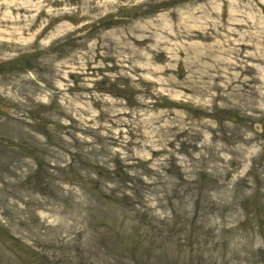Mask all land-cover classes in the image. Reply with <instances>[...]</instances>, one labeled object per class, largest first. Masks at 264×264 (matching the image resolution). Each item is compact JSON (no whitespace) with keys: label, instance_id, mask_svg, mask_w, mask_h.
Returning a JSON list of instances; mask_svg holds the SVG:
<instances>
[{"label":"rangeland","instance_id":"obj_1","mask_svg":"<svg viewBox=\"0 0 264 264\" xmlns=\"http://www.w3.org/2000/svg\"><path fill=\"white\" fill-rule=\"evenodd\" d=\"M6 1L0 264H264V0Z\"/></svg>","mask_w":264,"mask_h":264},{"label":"bare ground","instance_id":"obj_2","mask_svg":"<svg viewBox=\"0 0 264 264\" xmlns=\"http://www.w3.org/2000/svg\"><path fill=\"white\" fill-rule=\"evenodd\" d=\"M48 1L50 2L51 0H48ZM12 3H14V2L12 1ZM6 6H10L11 8L14 7L17 10H20L21 8H24V7L28 8V7H31L32 5L28 1H24L23 6L19 5L18 3H14V4L10 5V2H8L6 0H5V2H0V8L6 7ZM236 12L237 11L235 10V6L231 4L230 7H229V15H230L229 16V22H232L234 20H239L238 18H234V15L236 14ZM9 17H10L9 14H5L4 13L3 17L0 18V25L3 26L4 23L9 21L7 19ZM247 17H248L249 20L256 21L257 23H264V21H262L258 17V15L256 13H254L253 11L247 12ZM24 31H25V28H24ZM234 32H236V34L239 36V38L241 40H246V38H245L246 32H244V31L239 32L238 30H236L234 28H230L229 29V33H234ZM11 33L16 34L17 33V29H13V31ZM263 33H264V28L262 30H260V31H256L254 33V35H255V37H258L259 40L257 39V41L253 42L252 45L249 43V45H246V47H250V46H256L257 47L258 46V48L261 49L259 47V44L261 43L260 37L263 35ZM2 34H7V32H5L4 29H0V35H2ZM197 36L200 38V40H202V42L210 41V39L213 37L212 33H209V32H203L202 34H199ZM20 37H22V36H20ZM20 37H18V38H20ZM0 40H3L2 37H0ZM229 43H231V37L230 36H229ZM207 44H209V45H208L207 48H205L204 51H202L200 54L197 53V59L201 60L203 62V64H204V66H208L209 67V66H212L214 64V66H213L214 68L213 69L216 72V74L212 75V80L213 81H211V82L214 85H218L219 86V84L216 82L217 79H224V82H225L226 81L225 79H229V73H230L229 71L231 69H233V68L236 69L238 67V64H237L236 61H234L231 58H229V60H226V57L221 56V54L224 53L223 49H220V47L219 48L215 47L216 44H214L213 42H208ZM237 51L241 52V48L237 49ZM218 52H220V53H218ZM230 52L231 51H230V48H229V53ZM258 52H260V51L252 52L250 50H246V55L252 57L254 55H258ZM205 60H209V61H211V63L210 62H206ZM239 64L241 65V68L243 69L242 72H245V71H248V70H253L252 66H250V65H254V67L256 69L257 68H259V69L262 68V66L260 67V65L258 63L246 64L244 61H240ZM30 75L33 77V74H30ZM251 77L253 78L254 81L257 80L256 76L255 77L251 76ZM262 79H263V81L261 82V86L264 87V73H262ZM251 88L254 89L253 90L254 93L255 92H260L261 94L264 95V89L263 90L260 89V88L257 89L256 87H251ZM260 106H261V109H262V112H263V113L260 112V114H259L260 117H261L260 119L264 120V105H260ZM196 130H200V129L197 128ZM200 135H201V131L199 132L198 136H200Z\"/></svg>","mask_w":264,"mask_h":264},{"label":"water","instance_id":"obj_3","mask_svg":"<svg viewBox=\"0 0 264 264\" xmlns=\"http://www.w3.org/2000/svg\"><path fill=\"white\" fill-rule=\"evenodd\" d=\"M236 118H235V116H232V120H235Z\"/></svg>","mask_w":264,"mask_h":264}]
</instances>
